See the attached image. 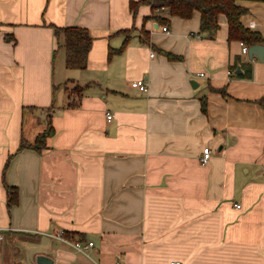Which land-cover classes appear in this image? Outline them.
<instances>
[{
  "label": "crops",
  "instance_id": "1",
  "mask_svg": "<svg viewBox=\"0 0 264 264\" xmlns=\"http://www.w3.org/2000/svg\"><path fill=\"white\" fill-rule=\"evenodd\" d=\"M139 1L0 0V233L25 264H264V61L224 15L210 37L199 13L159 25ZM238 5L264 46V3ZM55 27L88 32L84 70ZM47 120L45 148L20 149Z\"/></svg>",
  "mask_w": 264,
  "mask_h": 264
},
{
  "label": "trees",
  "instance_id": "2",
  "mask_svg": "<svg viewBox=\"0 0 264 264\" xmlns=\"http://www.w3.org/2000/svg\"><path fill=\"white\" fill-rule=\"evenodd\" d=\"M239 1H252L264 3V0H142L130 2V10L135 13L139 5L150 6L152 15L145 20H154L159 25L167 24L171 18L177 17L182 20H189L195 12L200 14V33H208L210 37L218 30V18L224 15L228 26V41H238L248 48L253 45H261V36L243 27L240 18L247 13V9L238 5ZM54 32L61 42L58 49L64 52L65 66L67 69L84 70L87 65V55L90 50L92 39L88 32L82 28L66 27L54 28ZM127 41V39H126ZM125 45H123L124 48ZM170 57V56H169ZM171 58V57H170ZM244 73L236 75L249 79L251 67L241 65ZM234 68V67H233ZM235 69H233V72ZM205 111V103H202ZM54 134L51 122L47 120L45 130L39 134L34 144L22 142L20 149L29 148L40 151L45 148L46 140ZM8 206L12 207L18 202L16 189L7 188Z\"/></svg>",
  "mask_w": 264,
  "mask_h": 264
},
{
  "label": "built area",
  "instance_id": "3",
  "mask_svg": "<svg viewBox=\"0 0 264 264\" xmlns=\"http://www.w3.org/2000/svg\"><path fill=\"white\" fill-rule=\"evenodd\" d=\"M251 27L253 26V24L250 25ZM161 31L164 33H168L169 29L165 26H163L161 28ZM241 46V54L243 55H247L248 52V47L246 45H244L243 43H240ZM231 74V73H230ZM131 87L134 89H137L138 91L142 92V93H147L148 91V85L146 82L144 81H133L131 82ZM112 116L107 114V120H111ZM212 155V151L209 148H205L202 152V156L199 159L201 163L205 164L209 161V159L211 158ZM262 171H264V165L262 166ZM236 208H240L239 205H236ZM55 238L61 242H68L67 239L64 237L63 232L58 233L57 235H55ZM3 239V235L0 233V241H2ZM94 246L93 242H84V241H76L73 243V248L79 252H87L88 250H90L92 247ZM171 264H183L182 262H171Z\"/></svg>",
  "mask_w": 264,
  "mask_h": 264
},
{
  "label": "rangeland",
  "instance_id": "4",
  "mask_svg": "<svg viewBox=\"0 0 264 264\" xmlns=\"http://www.w3.org/2000/svg\"><path fill=\"white\" fill-rule=\"evenodd\" d=\"M62 60L63 59L61 57L58 58L56 67L59 62L62 64ZM62 68L63 64L61 70ZM73 90L74 92H78L79 88H75ZM17 239L18 238L15 237L13 238V236H5L2 241H0V264H25L27 255L18 251V245L15 243Z\"/></svg>",
  "mask_w": 264,
  "mask_h": 264
},
{
  "label": "water",
  "instance_id": "5",
  "mask_svg": "<svg viewBox=\"0 0 264 264\" xmlns=\"http://www.w3.org/2000/svg\"><path fill=\"white\" fill-rule=\"evenodd\" d=\"M247 56L249 59L257 58L259 62L264 61V46L253 45L248 48ZM237 74V73H236ZM35 264H54V261L46 256L39 255L35 258Z\"/></svg>",
  "mask_w": 264,
  "mask_h": 264
}]
</instances>
